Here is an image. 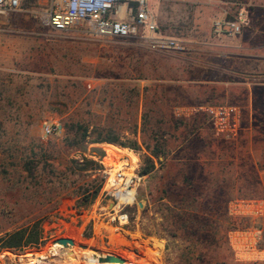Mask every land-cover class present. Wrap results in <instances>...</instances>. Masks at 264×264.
<instances>
[{
  "label": "rangeland",
  "instance_id": "obj_1",
  "mask_svg": "<svg viewBox=\"0 0 264 264\" xmlns=\"http://www.w3.org/2000/svg\"><path fill=\"white\" fill-rule=\"evenodd\" d=\"M222 1L227 19L237 13L239 3L243 2ZM47 2L25 0L21 12L0 17V143L8 151L2 154L0 150V231H13L37 217L46 239L39 249L31 248L22 253L0 251V264H86L82 256L84 250L121 258L122 264H264V261H239L228 243V235L234 231H259L256 237L264 239V170L259 171L262 196L250 199L239 198V192L248 185L237 173L242 157L238 143L234 149L235 171L229 175L230 180L221 183L224 175L218 166L228 163L229 143L237 140L239 134L247 137L256 167L259 163L264 166V151L260 145L252 147L251 130V116L262 118L264 90L251 94L243 85L248 83L252 87V83H264V59L239 60L232 49L234 40L212 36V20L219 16L200 7L172 5L163 0L151 4L159 32L184 45L185 52L176 53L151 52L132 39L96 38L79 26L67 33H53L42 28L34 16ZM257 13L259 16L255 18L259 17L257 24L261 25L263 12ZM206 17H210L209 21ZM257 37L259 42L263 38L262 35ZM111 82L118 85L109 87L108 94H103L101 89ZM133 86L139 89L138 99L131 90ZM145 87L157 93L150 92L144 102ZM110 96L114 97V107L119 109L112 117L107 116L111 111L108 109ZM85 97H89L92 123L112 127L130 138L134 136L129 132L136 126L135 137L139 144L143 114L152 124L172 125L183 120L191 125L190 130L194 124L193 133L186 134L191 141L179 157L191 163L188 156L199 155V166H189L184 171L194 181L202 182V189L211 201L220 197L222 187L225 195L216 198L219 213L205 210L203 220H199L202 228L191 227L186 218L179 219L178 214L186 212L181 199L185 194L192 198V189L182 193L181 176L175 175L172 169L170 183L175 187L166 188L165 197L161 183L152 182L149 188L147 177L138 174L145 153L143 148L141 153L126 149L134 156V171L140 177L135 202L130 206L114 208L101 189L80 214L74 208L75 199L57 197L53 187L51 191L33 194L24 200L18 193L13 162L7 155H18L24 146L50 142L55 145L54 156H58L48 163L56 171H63L65 159H77L78 154L64 148L61 121L77 113L82 103L81 112L77 113L80 116L84 112L85 101L82 100ZM205 106L235 108L240 119L235 139L214 135L208 117L199 110ZM45 126L52 129L51 135H43ZM242 131H247L248 135H242ZM100 145H90L88 149H102ZM174 145L168 147L171 152ZM110 149H102L104 157L99 163L103 175L108 167L102 160ZM123 155L116 158V163ZM155 165L158 168V164ZM217 182L220 188L215 187ZM37 203H47L43 212H34ZM121 215L126 216V222L123 223ZM59 238L71 239L73 245L63 247L53 243ZM54 245H57L55 251L51 249Z\"/></svg>",
  "mask_w": 264,
  "mask_h": 264
},
{
  "label": "trees",
  "instance_id": "obj_2",
  "mask_svg": "<svg viewBox=\"0 0 264 264\" xmlns=\"http://www.w3.org/2000/svg\"><path fill=\"white\" fill-rule=\"evenodd\" d=\"M117 85L118 83L113 82L106 83L101 91L103 94H108L109 87H116ZM260 89L264 90V86H252L251 94L255 90ZM131 90L136 99H138L140 94L139 89L133 86ZM150 92H153V94L157 93L156 90L150 87L143 88L144 102ZM81 93L83 95V89ZM112 98L114 99V97L110 96L108 99V109H111V111L109 110L107 112L108 117H112L119 113L118 107H114L112 104ZM88 100L89 97H85L82 100L83 102L85 101V104L83 106L84 112L80 116H77V113L81 112L80 110L82 108L80 107H82V103L77 113L61 121L64 130L62 141L64 148L78 154L77 159H65L63 171H56L50 163H48L49 160L58 156H54L53 152H55V145L50 142L46 145L37 143L29 147L24 146L23 150L18 155H7V158L13 162L11 166L14 167V173L17 176L18 193L24 200H27L29 196L33 194L42 195L46 190L51 191L53 187L56 188L55 192L57 197L74 198V208L77 210L78 214H80V210H85L97 198L104 180V175L102 174L103 167L99 163L104 157V152L99 148L88 149V147L90 145L108 144L119 149H128L134 153H141L143 148L145 153L142 154V166L138 174L147 177L148 187L152 182L161 183L164 197L167 195L165 191L166 188L171 186L175 187L174 183H170L173 179L170 176L171 169L175 170L174 174L181 176L182 179V187L179 188L180 191L185 193V189H192V198L185 194L181 199V206H184L186 212L178 214L179 219L186 218L188 223L191 224V227L196 226L197 228H202L199 225V220H203L202 216L205 210L217 214L219 213L216 201H218L217 199L221 198V196L225 195L222 187L218 185V182L215 183L216 188L221 187L219 189L220 197H214L211 201L208 193H206V191L204 192L202 189V182L194 181L193 177L189 176V174L184 171V169L189 166H199V155L192 154L188 156L192 161L191 163H189L186 158L179 157L180 152L184 151L187 143L191 141V139L189 141L187 140L186 134L193 133L196 127L194 124H192L193 129L191 130L189 129L191 125L183 120L175 121L172 125H164L162 123L152 124L147 116L143 114L140 130L141 143L139 144L135 137L136 126H133V129L129 132L130 135L134 136L130 138L122 135L112 127H100L92 123L91 118L93 115L90 112ZM103 100H106V97ZM261 115L262 118L259 119L251 116V122L253 123L251 127L253 131L252 147L255 148L256 145H260L262 151H264L263 110L261 111ZM241 134L248 135L247 131H242ZM195 138L194 136V139ZM235 143H238L240 149H242V157L238 161V177L244 178L248 185L247 189L239 192V198H259L262 196L261 193L263 191L259 171L264 170V166L259 163L256 167L250 156L247 137L244 138L240 134L237 140L229 143L228 163H226V165H218L220 166V173L224 175L221 183L226 182L228 178V180H230L231 177L229 175L235 171ZM170 144H175L174 153L168 149ZM0 150L2 154L8 152L6 151L7 149H3L1 143ZM171 153L172 155H170ZM86 154H88L89 157L86 156ZM94 157L98 159L95 160ZM155 163L158 164V168H156ZM184 185L186 188H184ZM46 204L47 203H37L34 212H43L42 208H44ZM45 241L46 239L42 236L41 220L37 217L29 220L25 225L13 231H0V251L8 250L22 253L27 249L41 248L44 246Z\"/></svg>",
  "mask_w": 264,
  "mask_h": 264
},
{
  "label": "built area",
  "instance_id": "obj_3",
  "mask_svg": "<svg viewBox=\"0 0 264 264\" xmlns=\"http://www.w3.org/2000/svg\"><path fill=\"white\" fill-rule=\"evenodd\" d=\"M25 0H0V17L22 11ZM151 0H48L45 7L34 13L39 25L53 33H67L76 27L96 38L132 39L151 52L184 53V45L175 38L163 36L150 9ZM245 11L240 8L232 18L221 17L211 23V33L216 39H232L239 36L247 25ZM208 117L214 135L235 139L240 130V119L234 107H200ZM52 129L43 128L49 136ZM119 159V163L123 162ZM117 171L105 169L101 193L112 201L114 208H124L135 202L140 177L124 173L122 165ZM132 192L131 200H121ZM123 223L126 216H120ZM118 222L120 223L119 219ZM259 231H234L228 235V243L239 261H264V239L256 237ZM54 257V256H53ZM53 261V259L51 260Z\"/></svg>",
  "mask_w": 264,
  "mask_h": 264
},
{
  "label": "crops",
  "instance_id": "obj_4",
  "mask_svg": "<svg viewBox=\"0 0 264 264\" xmlns=\"http://www.w3.org/2000/svg\"><path fill=\"white\" fill-rule=\"evenodd\" d=\"M155 0L150 1V7L151 4ZM166 3L176 5V4H186L191 5L190 7H200L201 10H210L215 15H218L219 18L224 17L226 15V11L223 9V5H225V2L222 0H163ZM241 8L245 11V17L247 20L246 27L242 30L241 34L235 38H232L234 40L235 45L232 47V49L235 51V53L238 55V59L242 60H248V61H256L257 59H264V0H243V2L239 3ZM151 9V8H150ZM262 10V23L261 25L257 24L258 18H255L258 13ZM209 11V12H210ZM152 12V11H151ZM153 14V12H152ZM155 18V21L157 22V17L153 15ZM210 17H206L205 20H208ZM215 20V19H213ZM212 20V22H213ZM209 21V20H208ZM157 24V23H156ZM257 26V27H256ZM262 26V29L259 30V28ZM259 35H262L263 38L261 39V43L258 41ZM257 37V38H256ZM224 39V38H221ZM230 40V39H229ZM251 66V63L249 64V67ZM256 74H254L255 76ZM245 85L247 91H251V87H249L248 83H243ZM252 86L254 85H262L260 83H252ZM100 147L104 150L105 147H111L112 149L125 152V153H131L127 151L126 149H119L114 146L110 145H100ZM105 151V150H104Z\"/></svg>",
  "mask_w": 264,
  "mask_h": 264
},
{
  "label": "bare ground",
  "instance_id": "obj_5",
  "mask_svg": "<svg viewBox=\"0 0 264 264\" xmlns=\"http://www.w3.org/2000/svg\"><path fill=\"white\" fill-rule=\"evenodd\" d=\"M122 155H123V152H119L118 150L111 148L110 152L107 154V157L102 160V163L106 167L111 168L112 171H117L120 168H122L121 167L122 165H127V167L123 168V170H124L125 174L130 176L133 174V170L136 167L135 158L133 155L128 153V154H125L126 156L123 155L124 160L122 163H120V164H119V162L116 163V158L120 157ZM131 196H132V192L129 195L122 196L121 200H124V201L131 200V198H132ZM51 249L54 251L57 250V245L52 246ZM82 256H83V259H84L86 264H97L98 263L97 257H99L101 255L96 253V252L84 250ZM18 259H19V261H21L22 257H18ZM38 259L43 260L44 258H38ZM37 262H39V260H37Z\"/></svg>",
  "mask_w": 264,
  "mask_h": 264
},
{
  "label": "water",
  "instance_id": "obj_6",
  "mask_svg": "<svg viewBox=\"0 0 264 264\" xmlns=\"http://www.w3.org/2000/svg\"><path fill=\"white\" fill-rule=\"evenodd\" d=\"M53 243H57L63 247L66 246H72L73 245V241L71 239L68 238H59L53 241ZM82 248H85L82 246ZM97 262L98 263H118V264H122L124 263V260L112 255H105V256H99L97 257Z\"/></svg>",
  "mask_w": 264,
  "mask_h": 264
},
{
  "label": "flooded vegetation",
  "instance_id": "obj_7",
  "mask_svg": "<svg viewBox=\"0 0 264 264\" xmlns=\"http://www.w3.org/2000/svg\"><path fill=\"white\" fill-rule=\"evenodd\" d=\"M241 8V7H240Z\"/></svg>",
  "mask_w": 264,
  "mask_h": 264
}]
</instances>
